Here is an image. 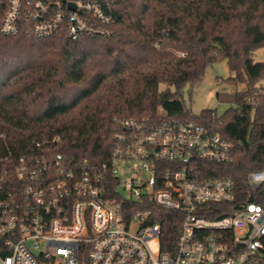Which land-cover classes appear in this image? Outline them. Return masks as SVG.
<instances>
[{
	"label": "built area",
	"instance_id": "built-area-1",
	"mask_svg": "<svg viewBox=\"0 0 264 264\" xmlns=\"http://www.w3.org/2000/svg\"><path fill=\"white\" fill-rule=\"evenodd\" d=\"M115 22L109 0H0L3 35L76 41ZM59 142L36 141L0 170V264H264V170L245 193L213 176L233 151L211 128L114 118L97 164L55 152Z\"/></svg>",
	"mask_w": 264,
	"mask_h": 264
},
{
	"label": "trees",
	"instance_id": "trees-1",
	"mask_svg": "<svg viewBox=\"0 0 264 264\" xmlns=\"http://www.w3.org/2000/svg\"><path fill=\"white\" fill-rule=\"evenodd\" d=\"M109 1L116 22L107 37L0 33V170L55 135V152L101 163L114 118H176L232 145V161L209 169L245 193L247 174L264 170V63L252 58L264 47V0ZM222 60L233 74L225 82L243 88L217 93L230 104L223 117L191 116L182 88ZM162 213L168 224L170 212Z\"/></svg>",
	"mask_w": 264,
	"mask_h": 264
},
{
	"label": "rangeland",
	"instance_id": "rangeland-1",
	"mask_svg": "<svg viewBox=\"0 0 264 264\" xmlns=\"http://www.w3.org/2000/svg\"><path fill=\"white\" fill-rule=\"evenodd\" d=\"M252 58L254 62L264 63V47L256 50ZM228 68L225 60L215 63L208 67L201 82L194 87L186 85L182 88L181 100L191 116H199L203 110H213L217 117L224 116L230 104L227 101L218 100L217 93L226 96L243 88L241 85L233 87L225 82L227 78L233 76ZM259 85L264 87V78L259 82ZM163 88L160 86V89Z\"/></svg>",
	"mask_w": 264,
	"mask_h": 264
}]
</instances>
